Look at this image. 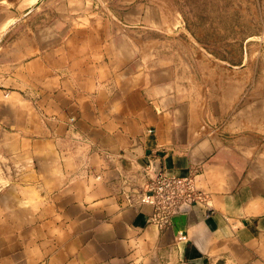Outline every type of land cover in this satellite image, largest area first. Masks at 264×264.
<instances>
[{
  "label": "crops",
  "instance_id": "1",
  "mask_svg": "<svg viewBox=\"0 0 264 264\" xmlns=\"http://www.w3.org/2000/svg\"><path fill=\"white\" fill-rule=\"evenodd\" d=\"M74 2L5 38L0 264H264V87L155 8ZM147 164L207 203L158 229Z\"/></svg>",
  "mask_w": 264,
  "mask_h": 264
},
{
  "label": "rangeland",
  "instance_id": "2",
  "mask_svg": "<svg viewBox=\"0 0 264 264\" xmlns=\"http://www.w3.org/2000/svg\"><path fill=\"white\" fill-rule=\"evenodd\" d=\"M65 4L76 3L0 0V59L5 53V38L22 32L16 23L44 19L52 14L45 6ZM86 4L103 7L106 14L112 13L114 6L139 5L143 11L155 8L156 19L164 22L163 28L170 34L194 38L199 52L220 62L222 68L235 69L237 76L245 75L240 71L247 67L246 77L252 78L253 90L264 87V0H86ZM12 24L17 27L12 29Z\"/></svg>",
  "mask_w": 264,
  "mask_h": 264
},
{
  "label": "built area",
  "instance_id": "3",
  "mask_svg": "<svg viewBox=\"0 0 264 264\" xmlns=\"http://www.w3.org/2000/svg\"><path fill=\"white\" fill-rule=\"evenodd\" d=\"M144 184L134 194L136 204H148L152 213L147 221L162 230L175 215L186 213L197 204H206V196L196 187L194 175H178L159 169L144 170Z\"/></svg>",
  "mask_w": 264,
  "mask_h": 264
}]
</instances>
